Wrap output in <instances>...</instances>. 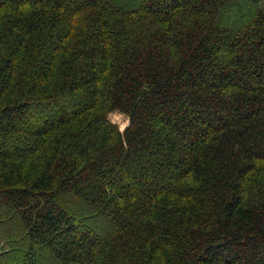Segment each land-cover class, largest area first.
<instances>
[{
  "label": "trees",
  "instance_id": "obj_1",
  "mask_svg": "<svg viewBox=\"0 0 264 264\" xmlns=\"http://www.w3.org/2000/svg\"><path fill=\"white\" fill-rule=\"evenodd\" d=\"M0 264H264V0H0Z\"/></svg>",
  "mask_w": 264,
  "mask_h": 264
},
{
  "label": "rangeland",
  "instance_id": "obj_2",
  "mask_svg": "<svg viewBox=\"0 0 264 264\" xmlns=\"http://www.w3.org/2000/svg\"><path fill=\"white\" fill-rule=\"evenodd\" d=\"M110 119H111V121L113 123L117 124L120 127L121 131H124L125 128L128 126V119L123 114L114 113V114L110 115ZM15 229H17V226L16 225H14V230ZM9 238H10L9 239V242H10V240L19 241V233L18 232L17 233L15 232V236H11ZM17 248H19V247H17ZM18 252H19V254L21 253L20 252V248L18 249ZM42 254H43V252H42Z\"/></svg>",
  "mask_w": 264,
  "mask_h": 264
}]
</instances>
